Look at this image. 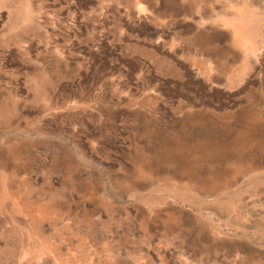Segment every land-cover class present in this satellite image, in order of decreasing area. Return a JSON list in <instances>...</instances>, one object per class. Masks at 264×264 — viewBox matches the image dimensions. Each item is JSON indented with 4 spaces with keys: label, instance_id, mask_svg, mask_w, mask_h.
Returning <instances> with one entry per match:
<instances>
[{
    "label": "rangeland",
    "instance_id": "rangeland-1",
    "mask_svg": "<svg viewBox=\"0 0 264 264\" xmlns=\"http://www.w3.org/2000/svg\"><path fill=\"white\" fill-rule=\"evenodd\" d=\"M240 4L0 0V264H264V0ZM213 43L217 80L190 66Z\"/></svg>",
    "mask_w": 264,
    "mask_h": 264
},
{
    "label": "crops",
    "instance_id": "crops-1",
    "mask_svg": "<svg viewBox=\"0 0 264 264\" xmlns=\"http://www.w3.org/2000/svg\"><path fill=\"white\" fill-rule=\"evenodd\" d=\"M253 0H240L241 4L240 6H242L243 3H245V5H248L250 2H252ZM200 28H203L204 31L211 33V32H215V31H219L220 28L218 26L213 25L212 23L209 24H199ZM220 48V46H219ZM217 45L216 43H213V45H208L206 47V51L203 52L201 55H199L198 57H196L194 60L196 61V63L199 65V67H196L194 65V63H190L191 69L195 72L201 73L206 72L209 74V78H211L212 80H217V69L219 66V58H217ZM183 60L185 62H188L186 58H183ZM214 82V81H213ZM214 87L217 88V83L214 82L212 83ZM219 88H222L219 86Z\"/></svg>",
    "mask_w": 264,
    "mask_h": 264
}]
</instances>
